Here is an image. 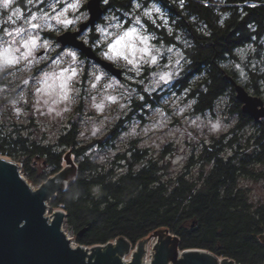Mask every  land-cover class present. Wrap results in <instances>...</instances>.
<instances>
[{
  "label": "clouds",
  "instance_id": "clouds-1",
  "mask_svg": "<svg viewBox=\"0 0 264 264\" xmlns=\"http://www.w3.org/2000/svg\"><path fill=\"white\" fill-rule=\"evenodd\" d=\"M261 7L264 0H0V150L23 155L13 151L22 141L28 151L72 155L77 167L66 163L64 173L30 191L63 192L66 206L108 197L106 185L93 182L106 170H115L116 184L153 163L170 176L203 154L205 142L212 152L222 137L236 141L230 155L260 135L261 125L242 124L233 108L242 89L264 95V20L237 30L250 15L246 9ZM214 33L239 43L197 64V38L211 43ZM217 80L225 86L216 87ZM259 119L264 124V116ZM77 147L83 151L74 153ZM165 152L166 160L160 158ZM136 155L143 158L133 160ZM56 167L41 164L46 175ZM144 191L137 184L122 195L120 208ZM175 248L176 242L175 264H183L185 255L178 257Z\"/></svg>",
  "mask_w": 264,
  "mask_h": 264
},
{
  "label": "trees",
  "instance_id": "trees-1",
  "mask_svg": "<svg viewBox=\"0 0 264 264\" xmlns=\"http://www.w3.org/2000/svg\"><path fill=\"white\" fill-rule=\"evenodd\" d=\"M246 11L250 15L237 24V30H242L252 20H264V7ZM200 39L203 38H197L198 55L193 57L197 64L211 63L213 56L219 55L221 49L239 43L229 34L214 33L211 43L201 44ZM223 86L225 81H216V87ZM256 96L264 102V95L257 92ZM240 106L238 101L233 111H241L242 124L251 122L261 125L260 135L255 139L249 137L245 144L237 145L236 151L230 155L226 153L231 151L236 141L233 139L224 143L222 137L211 145L214 149L212 152L207 151L209 145L205 142V152L199 157L194 156L183 171L174 175H167V168L153 163L150 170H142L135 176L130 171L121 183L116 184L113 179L115 170H106V175L93 182L104 183L108 197L91 202L82 199L79 203L66 206L65 196L60 192L55 200L49 202V209L65 211V227L73 235L87 228L82 236L75 238L81 246L105 244L118 237L137 243L163 229L179 238L181 251L201 249L218 257L232 259L237 264H264V247L258 245L259 236L264 232V199H254L251 186L246 183L250 180L264 181V124L252 119ZM62 142L70 143L71 138ZM22 143L17 142L13 151L22 152L23 155H5L0 150V157L17 160L21 164L22 174L30 183L39 185L61 169L64 154L55 155L42 147L28 151L22 147ZM252 144L256 148L246 152L245 147ZM72 151L79 153L83 149L77 147ZM163 156L160 158L163 159ZM142 158L136 155L133 160ZM119 159L121 157H117ZM213 159L216 163L209 170L208 163ZM197 160L203 163L195 171H190ZM52 162H57V167L46 175L41 164ZM132 167L134 165L130 162ZM160 171H164L165 175H157ZM157 183L159 186L153 188ZM137 184L144 185L145 191L120 208L122 195L134 191ZM165 193L169 194L165 196ZM189 196L191 200L185 205L184 201Z\"/></svg>",
  "mask_w": 264,
  "mask_h": 264
},
{
  "label": "water",
  "instance_id": "water-1",
  "mask_svg": "<svg viewBox=\"0 0 264 264\" xmlns=\"http://www.w3.org/2000/svg\"><path fill=\"white\" fill-rule=\"evenodd\" d=\"M91 7L94 14L98 15L95 2ZM241 92L235 93L242 105L240 106L241 110L255 121H259V117L264 116V109H262L264 102L260 97H254L246 90L242 89ZM0 163L9 165L0 164V264H83L84 257L90 251L92 254L89 256V264H142L141 260L145 255L146 248L154 242V246L158 244L155 248L153 246L155 253L153 264H166L169 259L173 260L175 264V242L177 256L185 255L183 264H237L232 259L218 257L206 250L181 251L179 238L163 229L157 230L147 239L143 238L136 244L123 237H118L105 244L73 246L63 230L66 214L62 210L56 209L52 212L51 219L46 216L48 203L58 193L45 196L42 192L30 193L34 188L24 179L20 168L4 157H0ZM66 163L71 164L73 168L76 167L73 164L72 155H65L63 158L64 168L47 179L64 173ZM21 220L27 221L24 228L18 227ZM46 221L52 225L47 226ZM86 229L83 228L77 232L76 237L82 236ZM262 235L264 232L260 236ZM106 246L107 248L103 250L96 249ZM131 247L134 248L132 259L129 262L121 261V257ZM69 248L79 249L73 251ZM150 264H152V259Z\"/></svg>",
  "mask_w": 264,
  "mask_h": 264
},
{
  "label": "rangeland",
  "instance_id": "rangeland-1",
  "mask_svg": "<svg viewBox=\"0 0 264 264\" xmlns=\"http://www.w3.org/2000/svg\"><path fill=\"white\" fill-rule=\"evenodd\" d=\"M250 94V93H249ZM252 95V94H251ZM252 96H256V95H252ZM261 99V98H260ZM262 100V99H261ZM257 108H259V107H257ZM166 152H167V150H166ZM166 152L164 153V156H163V159L164 160H166ZM65 155H70V154H68V153H65L64 154V156H63V158L65 157ZM163 155V154H162ZM63 158H62V167L61 168H64V164H63ZM7 159V158H6ZM9 161H11V162H13V163H15L19 168H20V163L16 160H12V159H8ZM73 164H75V163H73ZM75 166H76V164H75ZM264 168V167H263ZM20 170H21V168H20ZM168 170V169H167ZM191 170H193V167H190V171ZM22 171V170H21ZM56 174V173H55ZM174 174H176V173H172L171 175H174ZM51 176H54L53 174H51V175H49L47 178H49V177H51ZM23 177H24V179L27 181V183L28 184H30L34 189L35 188H37L38 187V185H33L32 183H30V181H28V179L25 177V175H23ZM42 183V182H41ZM249 186H251V189H252V196H253V198L254 199H264V181H261V179H259V180H256V181H252V180H250V181H248V182H246ZM40 185V184H39ZM56 198V197H55ZM55 198L53 199V200H55ZM52 201V200H51ZM50 201V202H51ZM56 209H59V210H62V209H60V208H54V209H52V210H50L49 209V203H48V205H47V211H48V215L49 216H51L52 215V212L54 211V210H56ZM62 211H64V210H62ZM65 212V211H64ZM66 214V213H65ZM65 220H66V215H65ZM63 228H64V232L66 233V234H68V237H70L71 238V240H72V242L74 243V244H76V245H78V243H76V241H75V238H76V236L75 235H73V233L72 232H70L69 230H67L66 229V227H65V221H64V226H63ZM169 234H171V232L169 233ZM172 235H174V234H172ZM148 249H149V247H148Z\"/></svg>",
  "mask_w": 264,
  "mask_h": 264
},
{
  "label": "built area",
  "instance_id": "built-area-1",
  "mask_svg": "<svg viewBox=\"0 0 264 264\" xmlns=\"http://www.w3.org/2000/svg\"><path fill=\"white\" fill-rule=\"evenodd\" d=\"M64 212V211H63ZM48 213V212H47ZM64 214H65V212H64ZM46 216L49 218V219H51V216H49L48 214H46ZM63 230H64V228H63ZM65 233V232H64ZM170 233V232H169ZM66 234V233H65ZM172 235V234H171ZM66 236H67V238L71 241V244L73 245V246H76V244H74L73 242H72V240H71V238L70 237H68V234H66ZM173 236H175V235H173ZM77 243V242H76ZM136 244V243H135ZM154 244H155V242L154 243H152V245L149 247V249L148 248H146V250H145V255H144V257L142 258V260H141V263L142 264H146V262H149V264H150V262H151V259H152V253H153V246H154ZM81 245V244H80ZM133 251H134V248H130V250L127 252V253H125L122 257H121V261H123V262H129L131 259H132V253H133ZM181 253V252H180Z\"/></svg>",
  "mask_w": 264,
  "mask_h": 264
},
{
  "label": "bare ground",
  "instance_id": "bare-ground-1",
  "mask_svg": "<svg viewBox=\"0 0 264 264\" xmlns=\"http://www.w3.org/2000/svg\"><path fill=\"white\" fill-rule=\"evenodd\" d=\"M146 264H149V262H146Z\"/></svg>",
  "mask_w": 264,
  "mask_h": 264
}]
</instances>
